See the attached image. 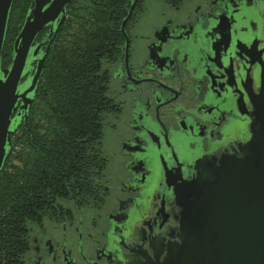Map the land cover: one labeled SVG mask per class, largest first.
<instances>
[{"label": "flooded vegetation", "instance_id": "1", "mask_svg": "<svg viewBox=\"0 0 264 264\" xmlns=\"http://www.w3.org/2000/svg\"><path fill=\"white\" fill-rule=\"evenodd\" d=\"M148 3L137 1L126 32L127 15L118 21L115 53L102 62V135L84 143L93 158L88 187L79 190L73 176L62 191L41 177L36 188L34 176H24L20 206L11 200L9 214L0 208V264H135L141 246L151 247L178 214L176 185L167 176L187 180L205 170L204 162L242 155L253 117L264 111V0ZM47 60L28 117L13 136L12 154L24 148L30 167L40 156L39 174L52 172L55 154L48 120L39 115L44 135L35 136L31 118ZM12 154L11 171L23 165Z\"/></svg>", "mask_w": 264, "mask_h": 264}, {"label": "water", "instance_id": "2", "mask_svg": "<svg viewBox=\"0 0 264 264\" xmlns=\"http://www.w3.org/2000/svg\"><path fill=\"white\" fill-rule=\"evenodd\" d=\"M14 1L0 0V181L13 151V136L28 117L50 47L71 2L32 0L6 66L3 53ZM137 1L131 2L123 32ZM44 28L48 32L36 43ZM251 134L241 156L216 157L218 165L204 162L199 176L180 177L176 183L167 176L168 185H176L172 193L178 214L151 247L141 246L135 264H264V111L253 117Z\"/></svg>", "mask_w": 264, "mask_h": 264}, {"label": "trees", "instance_id": "3", "mask_svg": "<svg viewBox=\"0 0 264 264\" xmlns=\"http://www.w3.org/2000/svg\"><path fill=\"white\" fill-rule=\"evenodd\" d=\"M32 0H15L4 45V64L12 61V47L25 19ZM131 0H73L69 18L62 28L57 45L51 50L43 76V84L32 107V128L35 136L44 135L40 130L39 115L45 117L48 137L51 143L50 154L52 172L39 174L40 156L34 155L32 167L26 163L27 151L15 149L12 156L23 161L11 171L7 164L0 181V208L4 214L20 206V199L28 189L27 179L35 178L36 188L39 177L49 189L63 190L65 180L75 176L77 188L86 189L88 179L86 166L91 159L86 149V138L101 136L102 124L97 108L101 100L102 62L115 53L118 45L119 22L127 15ZM18 21V22H17ZM12 43V45H11ZM11 45V46H10ZM7 53H9L7 55Z\"/></svg>", "mask_w": 264, "mask_h": 264}, {"label": "rangeland", "instance_id": "4", "mask_svg": "<svg viewBox=\"0 0 264 264\" xmlns=\"http://www.w3.org/2000/svg\"><path fill=\"white\" fill-rule=\"evenodd\" d=\"M153 1H154V0H149L148 5H153V4H152ZM28 7H29V6H28ZM17 22H18V21H17ZM12 43H13V42H12ZM12 43H11V45H12ZM11 45H10V46H11ZM8 54H9V53H7V55H8ZM106 126H107V125L105 124V127H106Z\"/></svg>", "mask_w": 264, "mask_h": 264}]
</instances>
